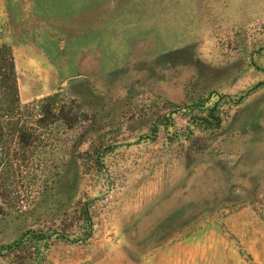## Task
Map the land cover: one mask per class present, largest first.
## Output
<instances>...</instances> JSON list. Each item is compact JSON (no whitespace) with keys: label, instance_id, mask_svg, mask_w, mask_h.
Wrapping results in <instances>:
<instances>
[{"label":"rangeland","instance_id":"obj_1","mask_svg":"<svg viewBox=\"0 0 264 264\" xmlns=\"http://www.w3.org/2000/svg\"><path fill=\"white\" fill-rule=\"evenodd\" d=\"M0 45L65 121L0 264H264V0H0Z\"/></svg>","mask_w":264,"mask_h":264},{"label":"trees","instance_id":"obj_2","mask_svg":"<svg viewBox=\"0 0 264 264\" xmlns=\"http://www.w3.org/2000/svg\"><path fill=\"white\" fill-rule=\"evenodd\" d=\"M57 98L58 95L22 104L12 49L0 45V221L11 214L27 213L32 206L30 202L35 196L42 199L57 176V167L44 166L50 158L54 163L55 153L48 149L49 142L55 141L58 131L65 126L64 107ZM49 100L55 102L52 109L46 106ZM205 102H200L197 108L208 111L214 119L210 126L215 127L220 123L217 116L220 102L208 109L204 107ZM84 222L89 225L85 236L72 240L59 236L60 239L75 243L89 239L92 219L88 210ZM31 237L38 242L49 238L45 235Z\"/></svg>","mask_w":264,"mask_h":264}]
</instances>
